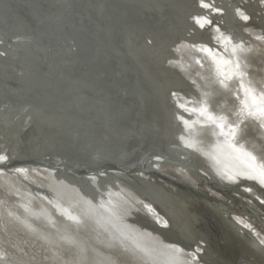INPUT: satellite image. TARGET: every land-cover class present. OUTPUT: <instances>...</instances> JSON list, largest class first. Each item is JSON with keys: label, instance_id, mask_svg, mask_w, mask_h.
Listing matches in <instances>:
<instances>
[{"label": "bare ground", "instance_id": "1", "mask_svg": "<svg viewBox=\"0 0 264 264\" xmlns=\"http://www.w3.org/2000/svg\"><path fill=\"white\" fill-rule=\"evenodd\" d=\"M99 1L0 0V157L92 164L159 149L169 156L197 155L219 183L248 178L264 187V0H208L213 14L205 19L200 0H106L104 9L96 7ZM147 39L157 48L145 51ZM201 39L214 43L215 52L202 47ZM235 73L244 80L240 98L232 88ZM148 76L152 85L145 87ZM195 87L201 101L190 94ZM226 91L236 103L232 112L221 101ZM243 98L254 102L256 121L248 119ZM40 175L7 203L0 196V208H7L0 210V264H51L47 253L37 252L45 249L58 252L66 264L186 262L183 251L129 233L115 208L131 201L108 184L96 186L95 196L90 186L89 192L79 187L78 178L68 175L75 182L69 184L51 174L69 194L45 211L34 194L51 179ZM202 204L190 202L208 239L190 257L206 249L222 262L223 253L238 247L235 240L245 248ZM11 210L40 216L45 224L2 227ZM233 216L242 228L250 227L244 216ZM262 220L253 233L264 248V215ZM159 223L166 220L159 217Z\"/></svg>", "mask_w": 264, "mask_h": 264}, {"label": "water", "instance_id": "2", "mask_svg": "<svg viewBox=\"0 0 264 264\" xmlns=\"http://www.w3.org/2000/svg\"><path fill=\"white\" fill-rule=\"evenodd\" d=\"M104 1L106 0L96 2V7L100 8ZM119 1L123 3L121 0ZM209 1L204 0V2ZM123 4L125 5V3ZM204 10L202 12L204 19L206 16L213 14L212 11L206 8ZM145 37L150 39L149 36ZM201 40L204 41L203 39ZM145 42L142 44L145 51H147L146 49L151 51L157 48L152 45L148 46ZM216 42L217 40H215ZM201 45L202 47H209L213 52H215L213 49L217 48L214 43L208 44L205 41ZM253 55V52H247V56L252 57ZM258 69L262 70V67L260 66ZM148 77L147 81L145 80V84L143 83L145 87L152 85L153 79L150 76ZM232 78L234 93H240V84L244 83L243 77L236 74ZM198 90L195 87L191 89L190 94L195 97L198 96L199 101H201L203 96ZM243 99L245 100L243 102L244 109H251L254 102L250 105L247 98ZM256 99L258 100V98ZM221 101L229 103L228 109L231 112L236 107L233 95L229 91L223 94ZM258 102L260 105L259 100ZM215 105L218 106L217 108L221 107L219 103ZM213 129L216 131V126H213ZM3 157H6V159L0 160V186L2 188L0 189V192H2L0 196L2 203L4 201L7 203V199L12 200L11 196H16L17 191H22L28 187L27 182L29 180L39 176L44 177V175H40V172L49 173L48 176L54 175L55 178L66 180V182L69 180V184L75 183L73 179H68V175H72L80 180V188L82 187L89 192L90 189L88 187L90 186L92 191L89 193L92 195H94L93 193H95V196L98 195L97 193L100 190L97 187L99 184L101 185V182L114 187L121 194H126V199H129L131 203L128 200L129 205L119 206L115 209L117 214L122 216L124 225L131 228L129 233L133 234V229L148 238L149 241H154L171 252L176 250L183 251L186 262L179 264L256 263L255 260L251 259H239L237 255L235 256L234 253L229 254V252L223 253L222 262H219L213 260L212 254L206 249L194 259L190 257L188 253H192L197 246H204L208 239L205 231L200 228L199 213L194 210L193 206H190V202L193 204L201 202L203 203L202 205L210 209H208L210 213L216 212L224 227L230 233H235L238 238L240 237L245 248L250 245L253 248L264 251V248L258 243L253 233V230L260 228L259 225L263 222L262 215L264 214L259 209L264 211V201L255 197L258 194L263 198V195L258 193V189L264 192L263 185L257 180L248 178H238L231 185L219 183L214 179L212 174L214 172L209 169L204 161L199 160L195 154L176 157L167 155L163 150L153 149L143 152L133 159L119 155H109L104 160L96 161L92 164L90 161L77 162L72 159H50L48 157L19 160L12 154ZM153 159H157L159 162L153 161ZM91 177L96 178L94 179L96 181L89 179ZM6 187H8L7 191H4L3 188ZM202 187L205 189L203 190ZM191 199L193 201H190ZM146 202L150 204V208L144 205ZM6 209V207L0 208L4 212H6ZM233 214L244 216L250 227L242 228V225L236 221ZM159 217L165 219L166 223L161 225ZM37 252L41 255L47 253V257L44 258L50 261L51 264H62L63 262L66 264L67 262L58 252L49 249Z\"/></svg>", "mask_w": 264, "mask_h": 264}, {"label": "rangeland", "instance_id": "3", "mask_svg": "<svg viewBox=\"0 0 264 264\" xmlns=\"http://www.w3.org/2000/svg\"><path fill=\"white\" fill-rule=\"evenodd\" d=\"M53 178L54 177H52V176L50 177L51 184H49L48 187L43 188V189H38L36 194H34V195H36V197L39 198L40 201H42V207L43 208L45 207V209H44L45 211H52L54 206L58 204L59 200H61L62 198H65V196L69 194V191L67 190L68 188H66L64 186L62 187L60 185V182L57 180H54ZM40 208H38V209H40ZM49 208H50V210H49ZM261 211L263 212L262 214H264V211L263 210H261ZM9 212L12 215V218L9 221L10 223L8 221H7L8 223L5 221L6 223H3L2 227H6V228L7 227L12 228L13 227L14 228V225L16 223V225H21L24 227L27 226L31 230L34 227H37V226H35V225H38L37 222L40 224L42 221H44L41 224H43V223L45 224V220L38 219V218H40V216H38L37 219L35 216H33V218H31L32 215L27 214V212L25 210H21V211L11 210ZM27 217H28V219H27ZM199 224H200V228L202 229L203 224H202L200 219H199ZM261 226H263L262 223H261ZM234 244L238 247L235 249L229 250V254L234 253V255L235 256L237 255L239 259L246 258V259L255 260L256 261L255 264H264V256L260 255L257 252H254L253 250L251 251L250 248L240 247L239 244L236 242V240H235ZM236 252H237V254H236Z\"/></svg>", "mask_w": 264, "mask_h": 264}, {"label": "snow or ice", "instance_id": "4", "mask_svg": "<svg viewBox=\"0 0 264 264\" xmlns=\"http://www.w3.org/2000/svg\"><path fill=\"white\" fill-rule=\"evenodd\" d=\"M200 3H201V7H203V8H209V7L212 6L209 3L204 2V0H200ZM193 19L196 20V23H200V20L199 19H196L195 17ZM244 19L247 20V19H249V17L245 16ZM201 27H203L202 24H201ZM145 43H146V45L150 46V45H153L155 43V41H153V40H146ZM220 83H223V81H220ZM261 95L264 96V89L261 90ZM237 98H240V93L239 92L237 93ZM245 106L247 107L246 104H245ZM247 117L251 121H256L257 120V116L251 111V109H249V111L247 113ZM259 121L260 122H264V107H262L260 109ZM241 123L243 124L244 128L250 127V125L248 124L247 121H242ZM236 126L237 125H235V123H233V127H236ZM220 127L223 128L224 125H221ZM257 127H259V123H257ZM2 159H6V157H0V160H2Z\"/></svg>", "mask_w": 264, "mask_h": 264}]
</instances>
